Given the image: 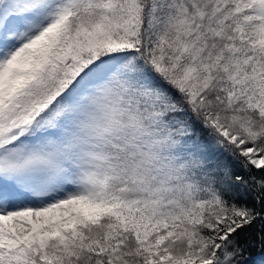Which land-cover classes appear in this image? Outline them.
<instances>
[{"label": "snow or ice", "instance_id": "1", "mask_svg": "<svg viewBox=\"0 0 264 264\" xmlns=\"http://www.w3.org/2000/svg\"><path fill=\"white\" fill-rule=\"evenodd\" d=\"M264 264V0H0V264Z\"/></svg>", "mask_w": 264, "mask_h": 264}, {"label": "trees", "instance_id": "2", "mask_svg": "<svg viewBox=\"0 0 264 264\" xmlns=\"http://www.w3.org/2000/svg\"><path fill=\"white\" fill-rule=\"evenodd\" d=\"M252 264H262V262H261V256L259 254H255L252 257Z\"/></svg>", "mask_w": 264, "mask_h": 264}]
</instances>
